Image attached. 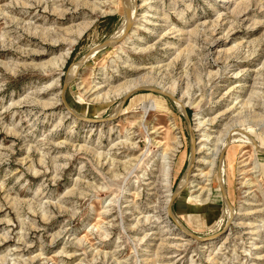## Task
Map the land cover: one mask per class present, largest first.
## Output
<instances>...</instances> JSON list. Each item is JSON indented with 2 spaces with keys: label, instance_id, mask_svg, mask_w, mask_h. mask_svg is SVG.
<instances>
[{
  "label": "rangeland",
  "instance_id": "374dc122",
  "mask_svg": "<svg viewBox=\"0 0 264 264\" xmlns=\"http://www.w3.org/2000/svg\"><path fill=\"white\" fill-rule=\"evenodd\" d=\"M0 264H264V0H0Z\"/></svg>",
  "mask_w": 264,
  "mask_h": 264
},
{
  "label": "bare ground",
  "instance_id": "6f19581e",
  "mask_svg": "<svg viewBox=\"0 0 264 264\" xmlns=\"http://www.w3.org/2000/svg\"><path fill=\"white\" fill-rule=\"evenodd\" d=\"M85 4H88L87 2H84ZM90 7H94V5H90ZM91 9V8H90ZM247 9V4L246 5H244V6H242V9L240 10V9H238V13L239 12H241V11H244V10H246ZM130 20V19H129ZM127 25H128V23H127ZM121 27V26H120ZM125 28H128V27H126V26H124ZM123 27V28H124ZM83 29H84V27H83ZM70 31V30H69ZM124 31H125V29H124ZM80 33H82V28L81 29H79V31H78V34H80ZM72 42V41H71ZM70 42V43H71ZM73 42H74V40H73ZM179 50H181V49H179ZM179 53H180V51H178ZM176 58H178V56H176ZM175 59V58H174ZM143 67V66H142ZM141 82H143V81H140V80H134L133 82H131V83H127V84H125V85H123L122 87H120V88H115V89H113L112 88V90H110L111 92H109L108 94H111V96H114V97H116V96H119V95H124L125 93H127V92H129V91H131V90H133V89H135L136 87H138V86H140V84L142 85V83ZM111 89V88H110ZM105 94V93H104ZM103 94V99H108V97H110V96H106V94L104 95ZM102 97V96H101ZM100 97L98 96V95H96L95 96V99L97 100V99H99ZM241 106V105H240ZM147 111V110H146ZM223 112V111H222ZM259 116V115H258ZM262 117V119H263V116H261ZM260 116L258 117L259 119L261 118ZM211 121V123L212 122H214L213 120H210ZM231 130V129H230ZM248 138V137H247ZM248 140H250V139H248ZM253 140V139H252ZM252 141H250L249 143H251ZM248 143V142H247ZM254 144V143H253ZM252 144V145H253ZM214 153L212 152V155H213ZM193 186H196V185H194L193 184ZM197 195V194H196ZM223 196L225 197V195L223 194ZM197 197H199V196H193V198H196L197 199ZM202 197V196H201ZM207 197H205V198H200L201 200H205ZM227 202V201H226ZM227 207V206H226Z\"/></svg>",
  "mask_w": 264,
  "mask_h": 264
}]
</instances>
